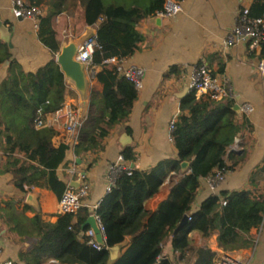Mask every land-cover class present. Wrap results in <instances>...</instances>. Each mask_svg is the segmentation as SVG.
<instances>
[{
	"label": "trees",
	"instance_id": "trees-1",
	"mask_svg": "<svg viewBox=\"0 0 264 264\" xmlns=\"http://www.w3.org/2000/svg\"><path fill=\"white\" fill-rule=\"evenodd\" d=\"M24 1L45 10L36 35L53 54L60 50L52 26L55 17L81 9L86 26L100 22L93 37L97 47L92 53V65L94 80L101 85V91L89 92L86 118L74 147L76 157L92 152L115 126L128 120L137 98L132 83L103 62L110 58L122 60L139 51L144 38L136 29L137 24L160 13L165 0ZM248 9L251 18L264 20V0H253ZM260 49V59L264 60V43ZM6 61L8 74L0 85V154L5 160L2 171L13 176L14 186L22 193H26L25 187L34 186L60 199L66 183L56 171L69 147L64 144L54 147L55 131L36 129L35 121L62 106L66 89L63 73L54 58L34 73H26L11 59L7 45L0 42V65ZM234 105V99H197L190 92L180 102V114L171 132L176 158L161 161L149 171L131 169L129 174L122 171L117 175L111 192L95 210L106 247L125 244L116 261L110 263L107 250L92 248L85 234L80 236V229L90 215L87 209H79L81 214L75 223L74 216L68 214H58L57 220L49 223L39 213L25 217L24 213L30 211L25 205L21 213L12 209L6 215L11 223L10 233L19 237L17 242L29 244L18 253L16 263L44 264L53 259L58 264H171L162 256L165 242L171 240L179 264H215L214 252L193 245L188 237L192 231L202 237L215 233L221 250L231 244L247 246L250 231L262 223L264 196L247 191L212 195L197 211L191 212L200 181L216 171L227 170L225 157L231 154L230 147L242 128ZM121 155L125 162L134 163L135 155L130 149H124ZM183 162L189 164L184 171ZM170 173L180 178L171 185L168 199L154 211H147L144 205ZM220 200L226 201V205L221 206ZM185 216L186 224L175 232ZM87 230L85 227L83 233Z\"/></svg>",
	"mask_w": 264,
	"mask_h": 264
},
{
	"label": "crops",
	"instance_id": "crops-1",
	"mask_svg": "<svg viewBox=\"0 0 264 264\" xmlns=\"http://www.w3.org/2000/svg\"><path fill=\"white\" fill-rule=\"evenodd\" d=\"M12 1L0 0V20L12 33V47L8 50L11 59L24 72L34 73L52 58L55 59L59 51L53 54L38 41L33 21L19 20L13 16ZM252 1L183 0L180 2L181 12L176 16L163 18L154 15L137 24L136 29L144 38L140 50L117 64L122 68L137 67L144 71L142 88L137 91L128 120L115 126L106 138L100 140V147L92 152L81 153L76 157L74 149L69 147L64 161L56 171L58 178L66 185L79 181L77 173H84L83 181L88 184L89 191L83 199V208L88 212L106 195L109 167L117 161L124 149L133 151L135 161H124L122 165L130 168L133 164L134 170L149 171L161 161L176 158V149L170 139L168 127L170 121L179 116L180 102L190 94L192 68L199 65H204L212 75L225 79L234 100L238 98L235 104L239 107L249 105L252 111L236 113L237 122L242 128L235 139L237 147L232 149L234 140L230 147L231 154L225 157L227 170L224 179L216 185L214 192L210 190L206 180L202 179L191 212L197 211L201 203L212 195L247 191L264 196V74L257 69V63L262 60L261 49L260 46L250 49L247 44L231 47L224 45L239 11L249 8ZM45 14L42 9V16ZM73 15H76V33H70L66 38L63 32L67 26H71L70 18ZM156 19L160 21L156 23ZM99 23L86 26L82 10L78 9L73 14L58 15L52 26L61 48L69 41H79L87 36L93 38ZM0 42L5 44L1 39ZM8 65V61L0 65V85L7 77ZM90 85V90L101 91V85L95 80ZM186 87L187 92L180 97ZM64 103L76 105L80 113H87L88 101L85 110H82L77 93L67 82ZM122 136L129 137L127 145L120 143ZM52 144L58 147L63 144V140L56 135ZM4 161L0 154V263L16 262L18 253L29 245L17 242L19 237L10 233L11 223L6 215L12 209L21 213L26 205L30 211L24 213L25 217L32 218L35 213H39L43 221L54 223L58 216L59 202L52 192L43 188L31 186L25 187L26 193L18 191L13 184V176L2 171ZM179 178L180 176L170 173L144 208L154 211L160 203L167 200L171 185ZM28 194L34 196L36 206L26 203ZM8 203L12 207H7ZM80 214L79 210L73 217V223ZM188 237L194 246L207 247L214 252L216 260L222 256H230L240 260L242 264H264V214L260 227L250 231L247 246L231 244L227 249L221 250L217 247L215 233L202 237L192 231L188 233ZM162 256L167 257L171 264H179L173 254L171 240L165 242ZM44 264L58 262L50 259Z\"/></svg>",
	"mask_w": 264,
	"mask_h": 264
},
{
	"label": "built area",
	"instance_id": "built-area-1",
	"mask_svg": "<svg viewBox=\"0 0 264 264\" xmlns=\"http://www.w3.org/2000/svg\"><path fill=\"white\" fill-rule=\"evenodd\" d=\"M12 14L15 18L28 19L33 21L34 27L37 29L38 22L42 16V10L38 7L28 5L24 0L12 1ZM181 3L176 0H165L163 9L160 13H156L157 16L163 18H172L181 12ZM264 43V20L261 18H251L249 16V9L244 8L239 11L235 20L234 26L231 28L224 41L225 47L236 46L239 44H247L250 49H255ZM96 44L93 38L86 41L80 46L77 60L85 65L86 72L89 79V84L94 80L95 67L92 65V53L96 48ZM120 60L116 58H110L103 62L105 65H113L116 72L122 76L126 81L132 83L134 89L139 91L142 88V80L144 71L137 67L122 68L117 65ZM257 69L264 74V60H260L257 63ZM91 86V85H90ZM189 90L194 93V96L198 98H209L214 101H223L225 99H234L230 87L227 81L217 75H212L211 72L204 66L199 65L192 68L189 81ZM252 108L249 105H243L240 107V112L249 113ZM86 118V114L80 113V110L76 105L66 104L63 102L62 106L54 113L46 116H41L35 121V128H50L55 131V136L58 135L62 138L63 144L70 148H73L78 144L79 132L81 126ZM175 118L169 123V134L171 139V132L174 128ZM172 140V139H171ZM235 145L232 149L237 146ZM124 162L123 156L120 155L117 161L109 167L108 182L105 188V193L111 192L115 185L117 175L125 171L128 174L131 168L122 165ZM72 173H76L72 171ZM79 176V186L77 188L72 187L70 184L66 185V189L58 202V214H68L75 216L79 209L83 208V199L88 195L89 186L83 181L82 174L77 173ZM225 176V172L222 170L216 171L214 175L206 178V183L211 191H215L216 185L220 183ZM82 180V181H81ZM101 200L98 201L90 210V215H94L98 224L99 230L103 236V228L100 224L99 218L95 214L96 208L99 206ZM220 205L225 206L226 201L220 200ZM89 215V216H90ZM88 238V244L96 250H107L106 244L99 245L94 239V233L90 228L84 233ZM127 240V238H125ZM0 264H18L12 261H6ZM215 264H242L240 260L230 257L222 256L215 261Z\"/></svg>",
	"mask_w": 264,
	"mask_h": 264
},
{
	"label": "water",
	"instance_id": "water-1",
	"mask_svg": "<svg viewBox=\"0 0 264 264\" xmlns=\"http://www.w3.org/2000/svg\"><path fill=\"white\" fill-rule=\"evenodd\" d=\"M18 19L20 20L21 18ZM155 21L156 23H158V21L160 20L156 19ZM11 37L12 33L10 32L9 28L5 26V24L0 20V39L7 45L8 48L12 47ZM91 38L92 37L87 36L81 38L79 41H69L67 45H64L60 48L59 53L55 57V62L59 66L60 71L63 73L65 81L71 84L75 92L77 93L80 99L82 110H85L86 103L89 100L90 84L85 65L77 60V54L80 46H82ZM187 90V87L184 88L180 97L183 96L185 92H187ZM235 100L238 101V98H236ZM233 110L236 113H240V107L237 103L234 105ZM129 140V137L122 136L120 139V143L122 145H127L129 143ZM77 163H79V161H77ZM130 168H133V164L130 165ZM188 168L189 164L187 162L181 163V169L183 171ZM82 176H84V173H82ZM70 185L74 188H77L79 186V181H72ZM26 203L31 206H36V200L32 194L27 195ZM187 220L188 217L185 216L175 232L181 229L186 224ZM85 227H88L92 230V232L94 233V239L99 245L102 246L105 244L94 215L88 216L80 229V236L84 235L83 229ZM124 245L125 244L107 248L110 263L116 261L119 258L121 248Z\"/></svg>",
	"mask_w": 264,
	"mask_h": 264
},
{
	"label": "rangeland",
	"instance_id": "rangeland-1",
	"mask_svg": "<svg viewBox=\"0 0 264 264\" xmlns=\"http://www.w3.org/2000/svg\"><path fill=\"white\" fill-rule=\"evenodd\" d=\"M70 23H71V26H67L65 28V32H63V36H66V38H68L67 36L70 34V33H73L75 34L76 33V15H73L71 16L70 18ZM67 25V24H66ZM64 27V26H63Z\"/></svg>",
	"mask_w": 264,
	"mask_h": 264
}]
</instances>
